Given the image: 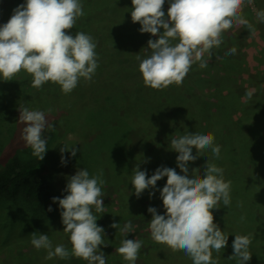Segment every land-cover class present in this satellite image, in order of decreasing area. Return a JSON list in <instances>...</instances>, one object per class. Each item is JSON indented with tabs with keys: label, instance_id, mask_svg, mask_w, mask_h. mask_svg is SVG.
Returning a JSON list of instances; mask_svg holds the SVG:
<instances>
[{
	"label": "clouds",
	"instance_id": "1",
	"mask_svg": "<svg viewBox=\"0 0 264 264\" xmlns=\"http://www.w3.org/2000/svg\"><path fill=\"white\" fill-rule=\"evenodd\" d=\"M167 17L162 10L165 0H131V19L141 25V33L158 36L149 40L151 54L141 59L137 55L139 71L146 87L164 90L170 85L180 86L194 63L199 67H208L207 56L211 59L213 48H219L224 42L223 33L234 25H244L255 30L242 16L244 0H168ZM84 15L80 0H26L13 10L7 23L0 26V80L12 81L24 70L32 77V87L40 90L51 82L61 88L63 94H70L81 78L91 81L98 67L96 44L90 35L77 32L69 34L77 19ZM264 18V12L260 13ZM161 29L163 32L161 33ZM237 52L235 47L226 55ZM252 92L247 93L251 98ZM19 121L23 128V140L31 148L32 155L43 161L47 151V140L43 137L47 123L45 113L40 110L23 108ZM48 111H51L49 109ZM171 148L178 153L175 169L161 167L147 178L146 171H140L139 165L132 178L135 195L140 197L147 189H155L158 181L167 177L166 185L160 192L165 209L164 215L157 214L153 207L148 208L152 219L149 224L151 239L166 245L173 251H184L193 264H218L213 259V251L219 253L228 244V237L214 223L213 209H219L222 201L225 207L231 204V181L223 178L224 170L214 163H206L203 178L200 169L192 170L189 175V163L198 159L205 149H211L219 158L220 146L215 144L212 133H186L171 140ZM193 148L196 155H193ZM79 149L73 148L72 157ZM63 148L61 152H65ZM61 163L66 164L63 155ZM100 175L91 176L86 169L76 172L69 178L65 192L59 203L64 232L69 234L71 253L64 245L53 250L48 235L31 234V244L37 249L47 250L45 259L59 257L67 259L69 255L87 261L88 264H106L105 255L98 248L104 244V229L96 223L97 216L105 207L101 199L104 181ZM154 195V193H150ZM48 211H52L49 207ZM245 218L242 216L241 220ZM121 233L133 230L131 221L120 228L111 225ZM143 242L123 239L121 246L115 249L128 264H135ZM251 238L235 235L232 243L237 264H247L252 255L249 251ZM106 246V245H105Z\"/></svg>",
	"mask_w": 264,
	"mask_h": 264
},
{
	"label": "trees",
	"instance_id": "2",
	"mask_svg": "<svg viewBox=\"0 0 264 264\" xmlns=\"http://www.w3.org/2000/svg\"><path fill=\"white\" fill-rule=\"evenodd\" d=\"M8 1L11 3L0 9V18L5 22H8L15 8L26 2V0ZM80 2L84 15L77 19L71 30H68L69 34L74 36L77 32H83L93 38L96 44L95 51L103 57L98 63L106 64L107 70H110L106 72L112 76V83L107 92L111 97L119 92L118 96L122 97L112 107L117 116L116 120L129 128H139L144 134L133 151L127 153L113 151L116 166L114 165V171L110 173L118 180V182L114 180L116 184L114 188L124 186L121 192L123 197L126 191L133 193L135 189L131 182L138 165V170L146 171L147 178L161 167L175 169L178 174L183 175L177 167L178 153L171 148V140L186 133H212L215 136V144L221 149L219 158L213 155L211 149H205L198 159L189 163L188 167L189 175L193 169L199 168L203 178L205 164L214 163L224 170V180L231 181L230 206L225 207L221 201L218 204L219 209L210 211L213 213L214 223L221 231L224 232V228H228V225L229 227L233 225L235 231L224 232L229 236L228 244L221 249L222 255L213 251V259L217 260L218 264H237L235 259L229 257L234 255L232 243L235 235H242L251 238L249 251L252 258L247 264H264V99L258 92L257 83L259 78L261 82L264 81L262 35L255 31L253 37L246 38V43L242 47L244 53L238 57L222 54L220 49L223 45L213 48L211 59L205 56L208 60L207 68L201 69L199 62L193 64L181 84L185 89L181 90L180 86L173 84L164 90H154L144 85L143 78L129 84L122 83L119 79L124 70V64L119 60L122 56H127V48H130V51L136 48L142 50L148 46L150 39H158V36L141 33V25L132 22L131 0H80ZM168 7L169 2L165 0L162 9L165 17ZM160 31L162 33L163 29ZM246 50H252L251 52L256 55L252 59H247ZM248 68L254 70L251 72ZM249 75H251L250 80ZM16 76L28 81L23 85H12L10 82H17L15 78L12 81L0 80V121L5 114L13 113L12 111L16 109L7 96L10 91L21 96H30L35 89L32 87L31 75L24 70ZM116 77L119 78L113 79ZM99 79L96 73L91 81L81 78L80 83L83 85L80 86L78 83L68 96H74V104H77L79 98H82V92L91 90ZM237 83L246 86L244 94L237 93L232 87ZM189 84L197 90L196 95L193 94L191 98L184 93L189 90ZM37 91L53 95L62 102L63 93L58 85L47 82L45 87L42 86ZM248 92H252L251 98L247 97ZM73 114L78 113L73 110ZM84 114L91 119L92 112L88 108ZM103 114L108 118L110 111ZM91 122L88 123V129L94 132L95 128ZM106 125L107 122L102 124L103 127ZM156 135L159 136V141H155ZM62 148L67 150L65 147ZM193 155H196L195 148ZM51 156L52 158L43 161L39 159L21 161L14 158L0 165V202L11 203L12 207L15 204L21 206L51 204L54 191L49 177L53 173L49 171V167L50 162L58 159L55 154ZM71 158L78 167L86 166L90 162L95 163L92 162L93 156L90 154ZM111 168L108 167L109 170ZM166 182L167 177H164L157 182L155 189L145 190L141 202L136 199L132 202L133 199H130L129 207L136 212L139 209L153 207L157 210V214L164 215L165 209L159 210L158 206L162 201L160 192ZM150 193L154 195L150 197ZM116 208L118 209L114 210L115 215L126 213V206L119 204ZM23 211L19 210V213L25 221L35 215ZM242 216L245 218L243 221ZM151 219L139 230L146 231L150 236ZM142 258L145 264H193L191 257L184 251H173L166 245L154 241ZM111 259L107 258L106 264H117L113 260H119L118 264L126 262L118 252L115 256H111Z\"/></svg>",
	"mask_w": 264,
	"mask_h": 264
},
{
	"label": "rangeland",
	"instance_id": "3",
	"mask_svg": "<svg viewBox=\"0 0 264 264\" xmlns=\"http://www.w3.org/2000/svg\"><path fill=\"white\" fill-rule=\"evenodd\" d=\"M11 3L8 0H0V9L6 4ZM264 12V0H244L241 14L243 17L252 25V28L262 35L264 40V18L260 16V13ZM7 22L0 18V26ZM253 32L247 26L244 25H234L232 28L226 30L223 33L224 42L221 44L223 47L220 49L222 54H225L229 49L235 47L237 52L232 57H238L243 55V45L246 43V38L249 36L253 37ZM264 45V44H263ZM148 47V46H147ZM146 47V48H147ZM138 50L137 48L130 51L127 48V56H122L119 62L124 64V70L122 75L113 79H120L122 83H133L135 80L142 78V74L139 71V63L137 60V55L143 58H147L151 54V49ZM252 49V48H251ZM252 50H246L247 59H252L256 53L251 52ZM96 52V51H95ZM263 53V52H262ZM97 63L103 60L102 55L96 52ZM264 56V53H263ZM254 66V65H253ZM106 64H99L95 71L96 76L100 77L99 81L93 86L88 92H82V98L75 102L74 96L63 95L62 102L55 99L53 95L46 92L39 93L37 90L33 89L30 96H21L19 94H14L9 92L7 95L12 102V105L16 108L13 113L5 114L3 120L0 121V165H4L11 159H19L21 161H32L38 159L32 155V150L28 147L23 140V128L26 126L24 123L19 121L20 111L23 108H28L29 110H40L45 113L47 123L52 125V129H45L43 137L47 140V151L45 153L44 159L48 160L52 158L51 154L58 156V159L54 162H50L49 171L53 175L49 176L51 179L54 197L60 199L64 198L67 193L65 188L67 186L70 177L74 176L77 171L86 169L89 172L90 177L101 175V179L105 182L102 187V197L103 206L105 210L103 213H96L93 207V214L97 216V225L104 229L103 239L104 244L99 246L98 250L103 252L105 255V260L107 258L111 259V256L116 255L115 249L121 246V241L123 239H132L137 241H142V247L138 253V259L135 264H145L142 258L148 247L151 246V236L146 233V231H139L142 225L148 223L151 214L148 209L140 210L138 212L133 211L130 208V199L132 202L134 199L141 202L143 196L140 197L135 195V191H126L124 197L121 195L122 187H116L114 180L118 182L117 179L113 178L110 173L114 171L116 163L113 160V151L127 153L133 151V148L139 141L143 139L144 134L139 128H129L125 124L120 123L116 120V115L114 114L112 107L115 102L122 97L118 96L119 92L111 97L107 92L109 85H111V75L106 68ZM249 71L254 69L248 68ZM245 70H243L244 72ZM257 72L259 70L257 69ZM254 74V73H251ZM264 75V71H263ZM264 77V76H263ZM17 82H10L15 85H23L28 80H23L21 76L14 77ZM28 79V78H27ZM246 79L248 77L246 76ZM251 75H249V80ZM81 81V80H80ZM79 81V83H80ZM114 81V80H113ZM258 92L260 96L264 99V81L261 82L260 78L257 81ZM47 83L43 85L46 86ZM83 83H80L82 86ZM189 90H186L185 96L191 98V96L197 93L196 88L189 84ZM252 86V85H249ZM232 87L237 90V93L244 94L245 87L242 84H235ZM181 90L185 89L184 86L180 85ZM109 90V89H108ZM80 92V93H81ZM123 93V92H122ZM196 95V94H195ZM92 112L91 119L85 116L84 112L87 110ZM51 109V111H48ZM73 110L77 111V115L73 114ZM84 110V111H83ZM83 111V112H82ZM110 111L107 118L104 112ZM103 118V119H102ZM94 126V132L88 129L89 122ZM108 120V121H107ZM104 122H107L105 127L102 126ZM144 126V125H143ZM155 141H159V136H155ZM62 147L67 148L65 152H61ZM73 148L79 149L76 155L79 156H93L94 164L88 163L86 166L78 167L72 160L71 151ZM64 149V148H63ZM62 155L66 160V164L61 163ZM56 158V157H55ZM115 165V166H114ZM112 167L110 170L108 167ZM50 175V173L48 174ZM123 181V179H121ZM124 183V182H123ZM122 204L126 206V213H121L115 215L114 210ZM20 204H15L12 207L11 203L6 201L0 202V264H88L87 261L76 258L69 255L67 259H60L59 257H54L52 259H45L47 256V250L35 249L31 244V234H44L48 235L52 242L53 250L57 245H64L66 249L71 253V243L69 239V234L64 232V225L61 218V209L59 203L41 204L39 205H29V206H19ZM51 207L52 211H48ZM132 207V205H131ZM159 210H163V202L158 206ZM19 210H24V213L31 215L25 221L22 218V214ZM10 211V213H7ZM18 211V212H17ZM131 221L133 230L128 233H121L119 229H114L111 227L113 223L119 224L120 228H123L124 224ZM9 225H12L9 227ZM228 225V223H227ZM228 228H224L226 231H235L233 225ZM112 251V252H111ZM228 251V247H227ZM222 255V252L216 253ZM112 260V259H111ZM114 263H120L119 260H113ZM224 262V261H223ZM123 264H128V262H123Z\"/></svg>",
	"mask_w": 264,
	"mask_h": 264
}]
</instances>
